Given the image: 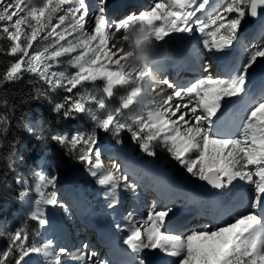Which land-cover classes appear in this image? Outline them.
Masks as SVG:
<instances>
[{
	"label": "snow or ice",
	"instance_id": "obj_1",
	"mask_svg": "<svg viewBox=\"0 0 264 264\" xmlns=\"http://www.w3.org/2000/svg\"><path fill=\"white\" fill-rule=\"evenodd\" d=\"M262 10L264 0H224L219 7H212L210 0H155L149 10L114 20L109 19L103 0L91 12L86 0H0V38L10 42L0 53L14 57L0 74V84L31 74V82L63 93L50 101L58 122L79 115L91 121L87 131L70 137L55 133L51 140L84 166L101 190L107 209L114 211L119 206L122 191L137 195L142 178L119 158H110V167L104 166L100 132L118 145L122 134H129L141 153L151 158L160 146L190 180L203 182L218 198L221 211L212 217L215 226L204 223L177 234L167 228L172 208L157 207L162 200H170L172 193L161 191L157 181L153 188L157 198L146 216L137 218L135 211H129L122 217L123 224H115L125 233L122 251L126 259L120 264H151L149 254L169 258L165 264H264V91L257 95L249 89V73L264 58V38L246 48L240 62L223 75H210L209 64L204 66L209 74L185 87L163 78L162 103L149 102L146 115L131 123L120 115L137 104L147 70L128 66L119 47L132 34L137 44L154 43L171 57L168 45L174 35L198 33L203 50L211 56L223 55L235 47L243 20L257 18ZM64 57L68 67L57 70ZM98 81L103 83L102 95L82 91L89 82ZM117 88L125 89V95L111 111L106 98H112ZM35 91V98L46 95L41 87ZM228 105L235 107L226 114ZM0 125H6V117H0ZM6 130L0 127V132ZM37 138L46 141L43 130ZM58 180L55 171L34 172L31 184L17 176L16 183L23 187L20 199L31 193L35 198L25 220L0 233L7 241L0 248V264H29L26 258L33 254L43 264H113L101 259L88 243L74 250L57 247L54 238L29 243L28 221L46 229L50 208L53 213L60 209L70 215L68 205L58 196ZM237 188L241 196L233 201Z\"/></svg>",
	"mask_w": 264,
	"mask_h": 264
},
{
	"label": "rangeland",
	"instance_id": "obj_2",
	"mask_svg": "<svg viewBox=\"0 0 264 264\" xmlns=\"http://www.w3.org/2000/svg\"><path fill=\"white\" fill-rule=\"evenodd\" d=\"M86 2L88 4L89 10L91 12V11H95L96 10L97 6L101 3V0H86ZM154 2H155V0H148V3L143 8V11L144 10H149L150 6H152L154 4ZM103 3L105 4L106 1L103 0ZM223 3H224V0H210V5L212 7H219ZM127 14L128 13H126L123 16H121V18H119V19L124 18ZM108 17H109V19H113V18L110 17V15H108ZM119 19L115 18L114 20H119ZM253 22L254 21H252L250 19V17H246L243 20L242 26H241V28L239 30V36L241 35L240 33L243 32V30H248L247 34L250 35L251 34L250 32L253 31L252 29H253V27L255 25ZM261 35H262V38H264V24H263V29L261 30ZM253 38H256V37H253ZM0 40H5L8 44H10V42L7 41L6 39H3V38L1 39L0 38ZM153 46L157 47L155 44H153L151 47H153ZM119 47H120V44H119ZM250 47L251 46L248 45L247 42L244 44V48L242 50V57H243V55H245V49L246 48H250ZM129 54L131 55V53H129ZM61 59H62L63 62L57 68V70H63L64 68L68 67V65H67V59L68 58L64 57V58H61ZM263 65H264V58L260 59L259 63H257L255 65V67L253 68V70L249 73V78L251 80V81L249 80L250 81V83H249L250 93L255 91V86H253L254 84H252V78H253V75L255 73V70H257L258 68H260ZM71 70L72 69L69 68V71H71ZM26 74L30 78L33 79L31 74H28V73H26ZM147 75L148 74L146 72L145 76H147ZM143 79H144V77H143ZM143 79H142V82L144 81ZM142 82L140 84L141 90H142ZM43 86L46 87V89H45L46 95L44 96V100L46 101L45 107H44V109H45L44 113L49 111L50 114L55 115L51 111V103H50V101L58 100L63 93H59V94L58 93H53L51 91H48L46 85H43ZM102 87H103V83L102 82L98 81V82H95L94 84L89 82L86 85V88L82 89V91L95 93L97 95H102L103 94L102 93ZM151 89H150V91H151ZM153 92H154V90H153ZM122 95H125V89L117 88L115 90V94H114V96H113V98L111 100H108L106 98V104H107L108 110L114 111L119 106L120 97ZM144 108H145V105L143 107L138 105L136 107L132 106L131 109H128V111H125V112L122 110L121 115H120V119H122L123 121H126L128 123H131L138 116L146 115V112H145ZM41 121H42V119L39 116L35 120H31V119L28 120L26 122V125H25V130L27 131V134L36 143L37 149H36L35 155L38 154V158H39L37 160V163H38L37 166L36 165L34 166L32 164V166L29 167L25 163V165H24V168L26 169L25 178L29 181V184H31V183H33V173L34 172H36V171L44 172L45 169H48L50 171L49 174H52V172L55 171L56 174L59 177L58 185H57V191H59L62 188V183L60 182V179L62 178V169H65V166H68V164L71 163V162H73V165L74 164L75 165H79L80 167H83V165L73 161V159L70 156L67 157V156H65V154H61L62 158H60V156L57 154L58 152H56L55 149L56 148H60L61 146L58 145L56 142L51 140V135L55 134V133H60V134H66V135H68L70 137L74 132H77V131H82L83 132V131L89 130L91 128V121L85 115H79V117H77V119L73 120L72 122H70L68 120L69 121L68 123L67 122H65V123L59 122L56 125H54V124L52 125L49 122L42 123ZM29 127L32 129L31 132L29 131ZM41 130H43V135L46 137V141H42V140L37 138V135L41 132ZM99 136H100V143H101L103 140H105L110 135L105 134L103 132H100ZM121 140H122V142L124 144H127V148L131 149L132 153L137 157V159H139V161L143 162V164H140V162L138 161L137 163H139L140 165H144V163L145 164L146 163L147 164H151L152 162L154 164L156 163L158 165V167H159L158 169H162L164 172L170 173V176H171L173 184L179 183V185L183 189L185 188L184 182H186L187 183L186 185H188V186H190L189 183H191V182L195 183L194 186H196L198 184V188L195 187V188H197L196 190H198V191L202 187L203 182H200V181H198L196 179H191L190 180L188 178V174L174 160L170 159L168 154H167V152L162 150V148L160 146L156 147V153H157L156 157L155 158H151V157L146 156L145 154L143 156H140L141 155V151H140L139 147L131 141V138H130L129 134H127V133L122 134ZM49 141H51L53 143L52 145L55 146L56 148L52 147V150H51V148H50V146L48 144ZM99 147H100V144H99ZM27 152H29V151H27ZM111 152L112 151H109L106 148L105 152L102 153V159L104 160V166L105 167L110 165V163H109L110 158H119V154H116V156L114 157V154L111 153ZM47 155H49V156L46 158L45 156H47ZM65 158H66V160H64ZM14 160H15V158H14ZM121 160H122V156H121ZM132 162L135 163L136 161H132ZM122 165H124V163ZM144 167L145 166L142 167L143 170H144ZM162 170H159V171L161 172ZM140 177L145 179V180H143L142 183L144 185H146V192L143 195H140L139 194L140 191L137 190V195H135V199L140 197L141 204H144V206H143L144 212L143 213H144V216H146L147 209H148V207L151 206L152 201L154 200V197H152L149 194V193H151L150 190H152L151 189V185H148V184H150L149 180H147L144 177V173L142 171H141ZM17 185L22 187V185H19V184H17ZM164 187H165V185H164ZM165 189H166V191H168L167 187H165ZM191 190H193V189H191ZM187 191H189V190H187ZM240 196H241V192L239 191V188H237L234 191V193H233V201L237 200ZM34 198H35V194L31 193L28 197L25 198V200L22 201V204L24 206L23 207V213L20 211V209H16V211H18L17 214H15V216H14L13 220H11L10 224L5 227L4 232H6L8 230H11V229H15L16 227H18L23 222L24 218L26 217L27 211L32 206V202H33ZM6 210H7V208H4L3 206H0V212H1L2 215L6 214L5 213ZM50 210H52V209L50 208ZM20 213H22V216H20ZM35 229L37 231H39L40 235H41V231L43 229H40L39 226H37V225L35 226ZM39 232L37 234H35V236L33 238V241L37 240V238L39 237ZM2 237L5 239L4 236H2ZM155 256H157V255H155ZM167 259H169V258H166V260ZM149 260H151V258H149Z\"/></svg>",
	"mask_w": 264,
	"mask_h": 264
},
{
	"label": "trees",
	"instance_id": "obj_3",
	"mask_svg": "<svg viewBox=\"0 0 264 264\" xmlns=\"http://www.w3.org/2000/svg\"><path fill=\"white\" fill-rule=\"evenodd\" d=\"M8 47L9 44L5 40H0V48L8 49ZM13 59L9 55L0 53V74L7 69ZM31 81L33 79L25 73L18 81H6L0 84V117H6V125H0V127L7 129L0 132V202L10 201L13 205L19 204V193L21 192V189L15 185V171L25 172V163L27 166L32 165L33 151L36 148V143L25 130L26 122L30 119L35 120L39 116L44 122L52 125L73 121L58 122L56 115L50 114L49 111L44 113L46 101L44 96L35 98V89L41 87L45 91L46 87L39 81L35 83ZM15 154L19 155L17 161L14 160ZM9 182V188L5 189ZM27 231L29 238L33 237L34 224L28 223ZM2 243L6 244L5 241Z\"/></svg>",
	"mask_w": 264,
	"mask_h": 264
},
{
	"label": "bare ground",
	"instance_id": "obj_4",
	"mask_svg": "<svg viewBox=\"0 0 264 264\" xmlns=\"http://www.w3.org/2000/svg\"><path fill=\"white\" fill-rule=\"evenodd\" d=\"M105 6H106V9H107V14L110 15V17H112V13H111L110 7H108V4H105ZM135 7L136 6H134L133 9ZM144 7L145 6L141 7L139 10H136V11H133V12H136L138 14L140 11H143V8ZM108 8H109V10H108ZM120 16L121 15L119 14V16L117 18L119 19ZM263 21H264V19H260V20H257V21L254 22L255 25H254V27L252 29L253 30L252 33L255 34L256 36H257V31L258 30L261 31L263 29V27H262L263 24H264ZM199 40H200V36H199L198 33L196 35H192V36H189V35H186V34H181L179 36H175L174 35L171 38L170 44L168 45V47L171 49V51L173 53V55L171 57L172 58H175V57H178V56L181 55L180 53H177L174 49H175L176 44L181 43V42H185V41H189L191 43V49H190L191 51H197L198 52V48L199 47L200 48L202 47V45L199 43ZM241 41H242L241 38L238 39V41L235 42V47H233L228 53L225 54L228 58L233 59L235 61H238V59L241 60V53H242V50L244 48V46L241 45ZM159 49L161 51H165L162 48H159ZM238 49H239V52H237ZM155 51H156V49H153L152 47H151V49L149 51V65L148 66L150 68L152 67V61H151L150 56ZM188 52H190V51H188ZM207 74H209V73H205V71H203V72H201V75H199L198 77L199 78H202L204 75H207ZM210 75H212V76H219V75H221V73L218 72V71H216V70H213V71L211 70ZM145 77L146 76H144V79L143 80H145ZM249 80H250V78H249ZM252 84H254L253 86H255V91L252 92V93H250V94H254L255 93V94L258 95L257 92L259 90L264 91V89H263L264 88V65L261 66L260 68H258L257 70H255V73H254L253 78H252ZM152 89L154 90V92L156 91V88L154 87V85H153ZM152 89H151V91L153 92ZM168 91L171 92V89H169ZM141 93H142V90L140 92V95H141ZM133 106L136 107V106H138V104H134ZM234 107L235 106L232 105V108H234ZM105 149L102 148V153L105 152ZM121 156H122V161H124L125 160L124 155L121 154ZM143 166H145L144 167V170H143L144 171V177L145 178H150L152 180L151 185L154 184V183H157V181H159V182L161 181V183L163 185L167 186L168 191H170L172 193V198L169 200L168 207L171 204V207H170V208H172L171 214L175 212V217L174 218L178 222L182 218H184V219L187 218L189 216V214H190L191 211L194 212L197 209H201V210L207 211V210H210L211 209V205L214 204V203L220 205V203L218 201V198L217 197H214V195H205L201 191H198L196 189L187 191V190L183 189L179 185V183L173 184L172 183L171 176H170V173L164 172V171H161L160 172L159 169H158V166L156 164H154V163H151V164H147L146 163L144 165H140L139 163H137V161L135 163L131 161V163H128L127 164V167L134 169L135 172H137L138 170H140V168H142ZM150 169H155L156 170V173L155 174H152L149 171ZM86 175H88L87 172H86ZM164 200H166V199H164ZM180 201L181 202L183 201L185 203L182 207L180 206L181 205V202ZM163 207H164V205H162V206L159 205L158 206V208H163ZM142 211L143 210L141 209V212ZM169 218H170V216L168 217V219ZM184 229H186V228L179 229L178 231H180L181 233H187L189 231V230H184ZM70 230H71V228H69V229H63V230L58 229V234L62 235V232H64V235H63L64 237H66V238L67 237L72 238V231H70ZM177 234H180V233H177ZM109 239H111V237L110 238H104V237L101 238V240H109ZM111 245H112V243H111ZM117 249H118V251L120 250L119 247ZM151 256L153 258H157L156 261H159L160 262L162 260L160 255H157V256L151 255ZM163 264H165V262Z\"/></svg>",
	"mask_w": 264,
	"mask_h": 264
},
{
	"label": "clouds",
	"instance_id": "obj_5",
	"mask_svg": "<svg viewBox=\"0 0 264 264\" xmlns=\"http://www.w3.org/2000/svg\"><path fill=\"white\" fill-rule=\"evenodd\" d=\"M154 43H140L137 44L134 35L129 34L128 38L120 43V48L123 49L122 55L126 56V63L133 68L143 67L147 70V76L142 82V93L137 98V104L143 107L144 105L152 102L153 105L162 103L166 89L162 87L161 78L158 73H153L149 65V51ZM131 53V55H128ZM170 58V53L164 52V59ZM156 88L155 92L150 91L153 87ZM106 167H110L106 166Z\"/></svg>",
	"mask_w": 264,
	"mask_h": 264
},
{
	"label": "water",
	"instance_id": "obj_6",
	"mask_svg": "<svg viewBox=\"0 0 264 264\" xmlns=\"http://www.w3.org/2000/svg\"><path fill=\"white\" fill-rule=\"evenodd\" d=\"M263 17H264V10H262L260 16H258L257 18H252V17H251V19H252V20H259V19H261V18H263ZM183 45H184V44H179L178 47H184V51H185V50H188V48H189V44L187 43L185 46H183ZM109 99H111V98H109ZM130 108H131V106H130ZM130 108H129V109H130ZM127 110H128V109H127ZM81 175H82L81 168H80L79 166L75 165V166H74V169L71 170V171H69V172L66 174V181H67V183H76L77 181L80 180ZM185 183H186V182H185ZM189 184H190L189 188H192V187L194 186V183H192V182L189 183ZM200 189H201V191H203V193H204L205 195H213V191L207 190L204 184L202 185V187H201ZM32 257H33V256H31V257H29V258H26V260H28V262H30V261L32 260Z\"/></svg>",
	"mask_w": 264,
	"mask_h": 264
}]
</instances>
